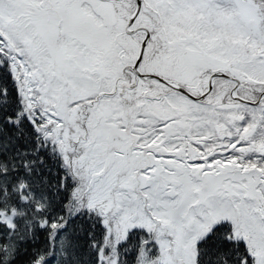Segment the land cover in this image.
Listing matches in <instances>:
<instances>
[{"label": "snow or ice", "instance_id": "snow-or-ice-1", "mask_svg": "<svg viewBox=\"0 0 264 264\" xmlns=\"http://www.w3.org/2000/svg\"><path fill=\"white\" fill-rule=\"evenodd\" d=\"M0 264H264V0H0Z\"/></svg>", "mask_w": 264, "mask_h": 264}]
</instances>
